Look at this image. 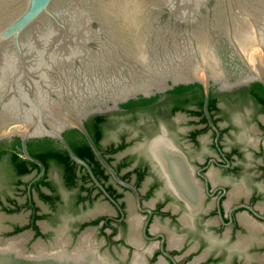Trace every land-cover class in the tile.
Masks as SVG:
<instances>
[{
    "label": "flooded vegetation",
    "instance_id": "af4514ba",
    "mask_svg": "<svg viewBox=\"0 0 264 264\" xmlns=\"http://www.w3.org/2000/svg\"><path fill=\"white\" fill-rule=\"evenodd\" d=\"M204 103L177 86L92 116L99 155L67 129L86 167L29 140L40 176L20 139H0V264H264V87Z\"/></svg>",
    "mask_w": 264,
    "mask_h": 264
},
{
    "label": "water",
    "instance_id": "95a60500",
    "mask_svg": "<svg viewBox=\"0 0 264 264\" xmlns=\"http://www.w3.org/2000/svg\"><path fill=\"white\" fill-rule=\"evenodd\" d=\"M264 87V0H0V139L63 138L177 86ZM86 167V166H85ZM90 173L89 169L87 168ZM91 175V174H90Z\"/></svg>",
    "mask_w": 264,
    "mask_h": 264
},
{
    "label": "bare ground",
    "instance_id": "6f19581e",
    "mask_svg": "<svg viewBox=\"0 0 264 264\" xmlns=\"http://www.w3.org/2000/svg\"><path fill=\"white\" fill-rule=\"evenodd\" d=\"M64 258V257H63ZM59 259V258H58ZM64 260V259H63ZM55 261V260H54ZM59 261H61V260H59ZM42 262V261H41ZM65 263V262H64ZM68 264V263H67Z\"/></svg>",
    "mask_w": 264,
    "mask_h": 264
},
{
    "label": "trees",
    "instance_id": "16d2710c",
    "mask_svg": "<svg viewBox=\"0 0 264 264\" xmlns=\"http://www.w3.org/2000/svg\"><path fill=\"white\" fill-rule=\"evenodd\" d=\"M98 119H99V118H98ZM29 153H30L31 155H33L32 152H29Z\"/></svg>",
    "mask_w": 264,
    "mask_h": 264
}]
</instances>
